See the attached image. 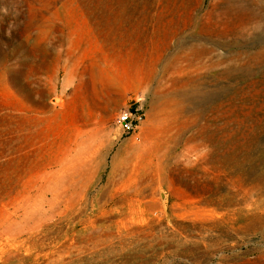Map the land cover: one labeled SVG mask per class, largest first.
Returning a JSON list of instances; mask_svg holds the SVG:
<instances>
[{
	"label": "rangeland",
	"instance_id": "rangeland-1",
	"mask_svg": "<svg viewBox=\"0 0 264 264\" xmlns=\"http://www.w3.org/2000/svg\"><path fill=\"white\" fill-rule=\"evenodd\" d=\"M0 264H264V0H0Z\"/></svg>",
	"mask_w": 264,
	"mask_h": 264
},
{
	"label": "built area",
	"instance_id": "built-area-1",
	"mask_svg": "<svg viewBox=\"0 0 264 264\" xmlns=\"http://www.w3.org/2000/svg\"><path fill=\"white\" fill-rule=\"evenodd\" d=\"M141 117L142 114L139 112L123 111L116 117L115 123L122 134H129L139 123Z\"/></svg>",
	"mask_w": 264,
	"mask_h": 264
},
{
	"label": "bare ground",
	"instance_id": "bare-ground-1",
	"mask_svg": "<svg viewBox=\"0 0 264 264\" xmlns=\"http://www.w3.org/2000/svg\"><path fill=\"white\" fill-rule=\"evenodd\" d=\"M258 23V22H257Z\"/></svg>",
	"mask_w": 264,
	"mask_h": 264
}]
</instances>
